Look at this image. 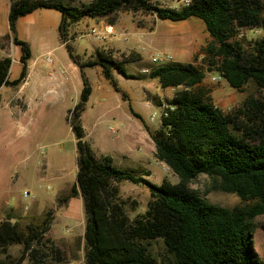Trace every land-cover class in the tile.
Here are the masks:
<instances>
[{
	"label": "trees",
	"instance_id": "16d2710c",
	"mask_svg": "<svg viewBox=\"0 0 264 264\" xmlns=\"http://www.w3.org/2000/svg\"><path fill=\"white\" fill-rule=\"evenodd\" d=\"M9 35L21 49L19 77L10 82V58H0V88H16L26 76L30 49L18 39L20 17L40 9L60 13L59 38L71 61L80 69L83 89L78 103L68 112L67 123L75 139L76 179L69 193L57 205L80 196L84 211V264H161L150 252L160 241L169 264H264L253 249L251 233L255 218L264 215V98H247L239 116L223 113L207 93L198 88L205 74L193 63L154 64L149 78L162 89H180L168 101L170 109L160 118L158 129L149 132L155 158L177 177L161 186L138 172L112 165L108 157L98 158L85 140L81 115L90 95L84 69L100 67L111 87L120 92L112 71L127 78L124 67L139 56L120 55L112 59L104 52L82 58L66 43L67 29L84 19H106L113 24L121 11L143 12L171 22L201 20L210 37L202 48L208 70L215 72L232 89L242 91L248 83L264 89V40L250 50L231 40L243 28L264 29V0H191L179 9L165 8L150 0H92L88 4L65 5L56 0H9ZM243 120H240V118ZM199 175L208 177L212 191L236 195L247 204L225 208L211 204L188 188ZM129 182L147 188L149 200L143 214L130 219L118 184ZM50 213L40 225L11 221L0 223V264H62L60 248L46 239ZM21 246L19 255H6L8 247ZM49 246V247H48Z\"/></svg>",
	"mask_w": 264,
	"mask_h": 264
},
{
	"label": "crops",
	"instance_id": "0c3cea01",
	"mask_svg": "<svg viewBox=\"0 0 264 264\" xmlns=\"http://www.w3.org/2000/svg\"><path fill=\"white\" fill-rule=\"evenodd\" d=\"M9 7V0H0V58L11 59L7 78L12 82L19 77L22 53L20 47L14 45L10 39L2 40L9 35ZM148 19L141 27L135 24L134 18L131 20L134 29L141 30V33L137 31L134 35L137 37L143 34L148 46L159 48L163 55H171L173 62L190 63L184 59L190 52L193 53L196 45L192 31H183V37L179 38L175 32L158 30L157 26L164 22L154 15L149 16ZM60 21V13L53 9L36 10L20 17L17 21L18 39L29 45L30 59L26 65L25 79L19 86L0 88V115L8 113L11 116H17L12 122L11 129H16L18 139L29 129L26 118L32 113L39 109L50 108L62 114L67 122L68 112L80 99L83 89L81 71L71 61L65 44L59 38ZM127 24L128 21L121 14H117L113 24H109L106 19H84L67 29L66 43L71 45L75 55L82 58L104 52L114 60H119L120 55L135 54L139 56L140 61L141 56L132 49V45L122 46L119 42L120 38H125L130 30ZM105 25L112 26V35L106 37L104 41H96L98 45L93 44L89 53L86 50L75 49L77 39L90 38L87 33L91 28L98 29ZM187 35L193 40L187 39ZM47 55L50 62L46 61ZM130 64L132 63L125 65L124 69L134 78H127L116 70L112 71L113 79L120 92H116L111 87L100 67L84 69L83 73L90 88V95L81 115V126L85 140L98 158L108 157L114 167L138 172L149 182L152 178L161 181L162 174L169 177L171 172L155 158V147L149 132L158 128L153 127L149 122H151L150 116L155 113V107L158 105L163 112V107L168 105L176 89H162L156 79H150L148 76L150 66L141 67L139 74L130 73L126 68ZM4 89H10L11 94H4ZM28 132L31 131L28 130ZM72 139L75 147L73 136ZM74 153L76 162V148ZM70 172L75 174L74 180L59 184L60 195H67L75 183L77 167L72 166ZM132 185L129 190L143 189L148 193L146 187ZM119 188L122 193L121 187ZM64 206L63 215L74 223L75 228L81 229L78 238L83 240L82 198L79 195L70 198ZM71 208L77 211L78 216L83 213L80 221L71 215ZM42 211L36 210L34 213L40 214ZM17 214L14 213L13 222L19 218L22 219ZM52 235L54 240H57L54 233Z\"/></svg>",
	"mask_w": 264,
	"mask_h": 264
},
{
	"label": "rangeland",
	"instance_id": "374dc122",
	"mask_svg": "<svg viewBox=\"0 0 264 264\" xmlns=\"http://www.w3.org/2000/svg\"><path fill=\"white\" fill-rule=\"evenodd\" d=\"M56 1L65 5L80 6L89 3L91 0ZM150 1L160 7L172 9H179L183 5L181 0ZM117 14H121L128 21L127 25L130 27L127 36L120 38V44L122 46L132 45V49L141 56L139 62L132 63L126 68L130 73L139 74L141 67L154 65L151 62L152 57L163 55L162 50L159 48L147 45L143 34L137 37L134 35L137 31L141 33V30H135L131 20L134 18L135 24L141 27L152 14L143 12L132 13L124 10L119 11ZM162 22L164 23L157 26L160 31L175 32L179 38L183 37V31H192V37L195 35L196 45L193 53L190 52L184 61L193 63L205 74V78L198 88L207 93L214 105L223 113L238 117L241 105L247 98L253 97L258 100L264 98V89L257 88L253 83H248L242 91H237L223 80L219 83L210 81L211 77L218 74L208 70L207 58L201 52L202 48L210 42V37L201 20L192 17L181 22L167 20H162ZM192 37L189 38V35H187L186 38L193 40ZM259 40H264V29L248 27L241 29L231 41L239 44L243 50L248 51L254 42ZM93 44L98 45V42L90 38L77 39L75 41V49L77 51L78 49L80 51L86 50L89 53ZM165 56L171 57L168 63L173 62L174 59L171 55ZM3 93L11 94V90L4 89ZM160 99L163 100V98ZM161 114L162 111L157 105L155 113L152 114L154 118L149 122L153 127H159ZM16 117V115L11 116L8 113L0 115V223L6 216L11 218L12 221L14 213H19L17 215H20L22 219L19 218L16 221H26L34 225H40L46 214L50 213L52 219L44 236L51 241V244L61 249L65 258V262L62 264H84L83 240L78 238L81 229L75 228L74 223L63 215L65 206H58L57 209L58 198L62 199L66 196L59 194V184L63 181L70 183L75 176L73 174L74 170L73 173L70 172L71 167L73 166L74 168L76 166L75 147L71 129L62 114L56 113L50 108L39 109L26 118L27 128L31 132L29 133L26 130L25 134L18 139L16 129H11L12 122H14ZM240 120L243 119L240 118ZM71 153L73 154L71 155ZM162 176V180L165 178L166 181L172 184L178 182L177 177L172 173H170L169 177L163 174ZM162 180L159 181L152 178L150 182L156 186H161ZM210 184L211 181L208 177L199 175L195 180L188 183V188L197 192L207 202L221 207H242L247 204L242 202L236 195L212 191ZM131 186L133 185L129 182L118 184V187H121L122 190L121 193L119 188L120 197L125 202L124 208L130 219L138 214H143L149 200L147 189L148 193L144 192L143 189L131 191L129 190ZM36 210L43 211L40 214H36L34 213ZM70 212L74 219L78 221L83 218V213L78 216L77 211L73 208H71ZM252 224L251 238L253 249L257 257L264 262V215L255 218ZM53 233L57 240H54ZM149 249L159 263H170L160 241L152 243ZM20 250L21 246H10L6 250V255L14 259L19 255ZM0 259L4 260L5 256L1 254ZM23 264H26V261Z\"/></svg>",
	"mask_w": 264,
	"mask_h": 264
},
{
	"label": "built area",
	"instance_id": "2783aa9c",
	"mask_svg": "<svg viewBox=\"0 0 264 264\" xmlns=\"http://www.w3.org/2000/svg\"><path fill=\"white\" fill-rule=\"evenodd\" d=\"M191 0H181L182 4L184 6H187L189 5ZM113 34V28L112 26H109V25H105L101 28H91L88 33H87V36H89L93 41H104L106 39V37L110 36ZM171 60V57L170 56H165V55H162L160 57H157V56H154L152 57L151 59V62L153 64H157V65H160V64H165V63H168L170 62ZM46 61L47 62H50V58L49 56L47 55L46 56ZM222 80V78L220 77V75H217V76H213L211 77L210 81L212 83H219L220 81ZM170 109V107L167 105V106H164L163 107V112L161 114V116L163 115H166L167 111ZM154 118V115L151 116V120Z\"/></svg>",
	"mask_w": 264,
	"mask_h": 264
}]
</instances>
